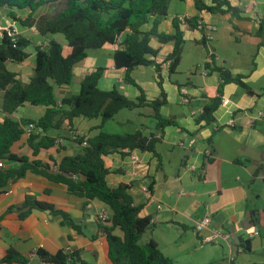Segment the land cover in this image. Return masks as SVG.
<instances>
[{
	"label": "crops",
	"instance_id": "crops-1",
	"mask_svg": "<svg viewBox=\"0 0 264 264\" xmlns=\"http://www.w3.org/2000/svg\"><path fill=\"white\" fill-rule=\"evenodd\" d=\"M195 1L171 0L168 15L160 21L158 32L174 34L175 17H197L199 23L205 25L208 35L213 37L207 46L201 42L203 33L200 29L183 27L184 54L177 70L171 73L166 60L174 51L175 43H162L157 38L151 41V46L158 52L151 58L162 66L163 90L167 98L161 114L176 124L163 131L158 130L155 109L145 105L122 110L105 123L101 117H77L74 119V132L66 126L51 130L49 135L56 139L55 144L40 150L37 155H34L25 134L13 144L11 151L54 167L55 161L60 162L66 156L82 152L83 146L76 137H94L101 132L155 135L160 139L156 149L161 157L162 170L159 169L160 160L152 152L135 150L105 156L110 171L108 185L116 188L121 184H132L129 193L134 204L142 206L140 215L155 219L141 242L155 240L162 252L176 264H264V210L257 202L264 197V39L259 36L261 22H264V0H229L239 9V17L232 13L199 11ZM206 3L211 4V0H206ZM11 12L17 19L10 15ZM30 12V9L8 7L0 10V27L7 31L14 29L17 35L31 41L26 49L29 57L25 61L7 63V68L17 73L25 84L34 75L37 47L48 43L36 27H28L20 21L26 19ZM35 16L40 17L37 13ZM154 20L152 17L142 30H151ZM60 36L52 38L63 43L64 52L68 55L71 49ZM122 39L100 49L89 50L88 56L74 67L73 83L56 88L58 102L78 94L85 76L98 68H104L100 89L110 91L117 87L128 98L137 100L141 90L126 80V69L116 67L114 55L122 48ZM2 41L3 33L0 31V45ZM210 53L215 55L216 66L243 76L252 93L236 83H227L221 104L214 113L215 121L200 127L196 119L219 96L222 82L218 72L206 68L212 64ZM131 76L143 89L148 101L162 99L155 65L138 66ZM183 88L188 91L189 102L184 100ZM2 103L3 97L0 109ZM46 109L45 106L26 103L12 117L19 121H38ZM2 115L4 117L5 114ZM208 158L211 162L203 171ZM19 166L16 161L4 162V167ZM153 182L152 193L164 205L161 211L149 202L142 190L144 185L150 186ZM28 196L55 205L68 214L82 232H77L69 221L50 211L35 209L25 219H19L18 206ZM9 208L13 212L0 223V259L6 250L14 248L29 259L27 264H42L37 256L38 250L51 254L65 250L79 252L82 259L92 264H112L108 257L106 234L99 229L100 213L108 210L112 214L104 202L73 195L65 184L28 173L24 178L11 182L5 193L0 195V216ZM248 212H254L255 216L248 217ZM207 214L211 215L213 224L200 234L195 226ZM214 229L230 233L231 238L204 243L202 238ZM114 233L120 237L124 235L121 229ZM250 234L254 236L250 237ZM246 239L251 240V252L242 251L240 247L241 240Z\"/></svg>",
	"mask_w": 264,
	"mask_h": 264
},
{
	"label": "trees",
	"instance_id": "trees-1",
	"mask_svg": "<svg viewBox=\"0 0 264 264\" xmlns=\"http://www.w3.org/2000/svg\"><path fill=\"white\" fill-rule=\"evenodd\" d=\"M59 0H0V10L8 8L30 9L26 19H20L28 27H36L39 35L48 39L44 46L37 47V64L30 82L25 84L18 78V74L7 68L9 61L22 63L29 54L26 51L31 41L26 37L15 34L14 29L7 31L0 27L3 41L0 45V91L3 94L2 111L5 114L0 121V161L20 163L18 168H0V195L11 183L24 178L28 173L41 175L54 183L68 186L71 194L86 199H98L107 204L112 214L107 222L99 221V229L106 234L108 241V257L112 264H176L166 256L153 239L146 243L141 240L144 234L151 229L150 217L140 215L142 206H136L129 193L132 184H121L112 188L108 185L109 169L106 166L105 156L114 152L127 153L135 150L152 152L160 160L159 169L162 170V161L156 146L160 139L155 135L145 136L142 132L134 134H114L101 132L94 137H78L76 141L81 145L82 152L75 156H66L55 166L31 160L29 157L18 156L11 151L15 142L25 134V127L35 123L38 131L29 136V144L37 155L40 150L52 147L56 139L49 135L51 130H59L66 126L74 132V119L77 117L99 118L103 123L113 119L120 111L152 106L155 109L157 129L163 131L167 126L176 124L174 120L164 118L161 114L162 106L167 104L166 93L163 90L162 66L151 57L158 54L151 46L153 38L160 42H174V51L167 57L171 62L170 72L174 73L184 54L185 38L182 28L190 30L200 29L203 33L202 43L207 46L208 31L199 18L191 17L180 20L174 18V34L158 32L160 21L168 15L171 0H64L63 8L55 16L36 17L37 11L45 4ZM199 11L212 14H229L239 17V9L231 5L229 0H196ZM10 15L17 19L11 12ZM152 17H155L153 28L143 31L142 27ZM54 35H63L70 54L64 52L63 43ZM259 36L264 39V22H261ZM123 37L122 48L115 52L117 68L126 69V80L141 90L137 100L128 98L117 87L110 91L100 89L99 82L104 76V68L89 73L81 83L80 92L64 98L58 102L55 94L57 87L70 85L74 81V67L88 56L89 50L100 49L106 44H114ZM264 43V40L262 44ZM209 49V48H208ZM212 64L206 68L218 72L222 79L219 86V96L206 106L196 123L201 127L215 121L214 113L221 104V95L227 83H236L246 88L250 93L243 76L234 75L230 70L214 64L215 55H210ZM155 65L158 72V82L162 88V99L148 101L145 92L132 78V71L138 66ZM29 103L33 106H45V114L38 120H16L12 117L18 109ZM101 128V127H100ZM44 133V136L41 134ZM127 151V152H126ZM208 158L202 167L204 171ZM56 167V168H55ZM203 178L202 176H200ZM154 182L150 184L152 189ZM49 193V190L46 191ZM50 211L53 215H60L69 221L77 232L81 228L66 213L55 205L40 201L35 197H26L24 203L18 206L17 217L25 219L33 210ZM9 208L0 216V223L12 213ZM116 229H121L123 237L116 235ZM242 251L251 252V240H241ZM37 256L42 264H92L84 259L77 251H59L51 254L45 250H38ZM29 259L22 256L14 248L5 251L0 264L22 263L27 264Z\"/></svg>",
	"mask_w": 264,
	"mask_h": 264
},
{
	"label": "built area",
	"instance_id": "built-area-1",
	"mask_svg": "<svg viewBox=\"0 0 264 264\" xmlns=\"http://www.w3.org/2000/svg\"><path fill=\"white\" fill-rule=\"evenodd\" d=\"M186 18V16H181L179 17L180 20H184ZM212 32V31H211ZM12 36L14 37L16 32H12L11 33ZM213 37L211 35H208V39H212ZM210 55H213V53H210ZM171 62H168V64L170 65ZM182 94L184 95V100L186 102H189V97L187 96L188 94V91L186 90V88H183L182 89ZM260 116H263V113L260 112ZM38 131V127L35 123H30L29 125H27L25 127V135H27L28 137L34 133ZM78 138V137H76ZM83 146H87V142L84 141L82 143ZM191 145V144H190ZM210 154V152H209ZM133 159H136L137 160V157L136 156H133ZM4 167V164H3V161H0V168ZM56 168V167H55ZM142 190L144 192V194L147 196L148 200L150 203H153L155 206H156V209L158 211H161L164 209V205L163 203L159 202L156 200V198L154 197L153 193H152V189L150 188V186L148 185H144L142 187ZM110 212L108 210H103L100 215H99V221L102 222V223H105L108 221V219L110 218ZM155 222V219H151V223H154ZM213 224V220H212V217L211 215L207 214L205 215L203 218H201L196 226H195V229L198 233H203L204 231L208 230L211 225ZM254 236L253 234H250V237ZM222 238H225V239H230L231 238V235L230 233H226L224 231H221V230H218V229H214L213 231H211V234L205 236L202 238L203 242L204 243H215V242H218V240L222 239ZM217 264H221V263H217Z\"/></svg>",
	"mask_w": 264,
	"mask_h": 264
},
{
	"label": "rangeland",
	"instance_id": "rangeland-1",
	"mask_svg": "<svg viewBox=\"0 0 264 264\" xmlns=\"http://www.w3.org/2000/svg\"><path fill=\"white\" fill-rule=\"evenodd\" d=\"M63 8H65V3L64 1H59V2H52V3H48L43 5L37 12V15L40 17H45V16H55L57 15ZM60 37L63 38V35H61ZM64 39V38H63ZM3 92H0V101L3 97ZM42 108V107H41ZM3 111L2 109H0V119H3V115H2ZM259 208L264 210V197L262 199H258L257 200ZM147 233V232H146ZM145 233V234H146ZM147 235V234H146ZM146 237V236H145ZM144 241V240H142Z\"/></svg>",
	"mask_w": 264,
	"mask_h": 264
},
{
	"label": "water",
	"instance_id": "water-1",
	"mask_svg": "<svg viewBox=\"0 0 264 264\" xmlns=\"http://www.w3.org/2000/svg\"><path fill=\"white\" fill-rule=\"evenodd\" d=\"M253 216H255L254 212H248V217H253Z\"/></svg>",
	"mask_w": 264,
	"mask_h": 264
}]
</instances>
